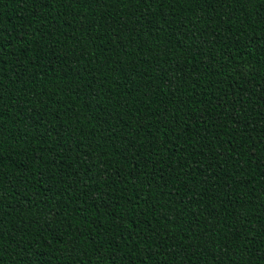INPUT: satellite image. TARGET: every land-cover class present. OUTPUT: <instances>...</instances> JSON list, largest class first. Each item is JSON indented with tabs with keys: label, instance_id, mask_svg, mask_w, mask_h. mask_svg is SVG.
I'll return each instance as SVG.
<instances>
[{
	"label": "trees",
	"instance_id": "16d2710c",
	"mask_svg": "<svg viewBox=\"0 0 264 264\" xmlns=\"http://www.w3.org/2000/svg\"><path fill=\"white\" fill-rule=\"evenodd\" d=\"M0 264H264V0H0Z\"/></svg>",
	"mask_w": 264,
	"mask_h": 264
}]
</instances>
